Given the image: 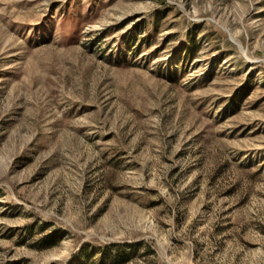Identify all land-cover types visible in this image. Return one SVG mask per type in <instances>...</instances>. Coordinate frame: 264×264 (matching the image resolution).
Returning a JSON list of instances; mask_svg holds the SVG:
<instances>
[{"label": "rangeland", "instance_id": "obj_1", "mask_svg": "<svg viewBox=\"0 0 264 264\" xmlns=\"http://www.w3.org/2000/svg\"><path fill=\"white\" fill-rule=\"evenodd\" d=\"M264 264V0H0V264Z\"/></svg>", "mask_w": 264, "mask_h": 264}, {"label": "trees", "instance_id": "obj_2", "mask_svg": "<svg viewBox=\"0 0 264 264\" xmlns=\"http://www.w3.org/2000/svg\"><path fill=\"white\" fill-rule=\"evenodd\" d=\"M82 264V263H81Z\"/></svg>", "mask_w": 264, "mask_h": 264}]
</instances>
